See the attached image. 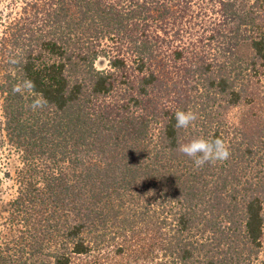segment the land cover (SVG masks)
Listing matches in <instances>:
<instances>
[{"label":"trees","instance_id":"obj_1","mask_svg":"<svg viewBox=\"0 0 264 264\" xmlns=\"http://www.w3.org/2000/svg\"><path fill=\"white\" fill-rule=\"evenodd\" d=\"M258 101L264 0H8L0 149L19 165L0 264H72L105 242L134 264H264V109L237 112ZM201 136L229 158L194 166L179 145Z\"/></svg>","mask_w":264,"mask_h":264},{"label":"rangeland","instance_id":"obj_2","mask_svg":"<svg viewBox=\"0 0 264 264\" xmlns=\"http://www.w3.org/2000/svg\"><path fill=\"white\" fill-rule=\"evenodd\" d=\"M8 0H0V7L6 5ZM99 67L105 66V61L101 59L98 62ZM252 93L258 96L256 90H252ZM264 109V105L260 101L254 106L240 107L237 110L240 117L246 115L249 117L253 113H259ZM237 114V113H236ZM1 120V112H0ZM0 159L2 163V171L8 170L11 174L9 178H3L0 185V204L8 201L15 192V184L13 180L14 170L19 165L18 157L16 152L10 151L8 148L4 147L0 149ZM261 256H264V249L261 253ZM145 257V256H144ZM143 259V258H140ZM148 259V258H144ZM136 258L134 254L126 251L121 252L117 248V243L105 242L98 246H95L87 254L75 255L72 257V264H134ZM162 261L157 260L156 264H160Z\"/></svg>","mask_w":264,"mask_h":264},{"label":"clouds","instance_id":"obj_3","mask_svg":"<svg viewBox=\"0 0 264 264\" xmlns=\"http://www.w3.org/2000/svg\"><path fill=\"white\" fill-rule=\"evenodd\" d=\"M27 88H32L34 85L31 81H26L24 84ZM14 91L19 92L20 88H15ZM43 105L41 99H35L32 103V108H39ZM175 127L177 129H188L197 119V114L189 110H177L174 114ZM179 151L191 158L194 166L201 167L210 162H223L230 156V150L223 139L197 137L189 140L186 143L179 145Z\"/></svg>","mask_w":264,"mask_h":264}]
</instances>
